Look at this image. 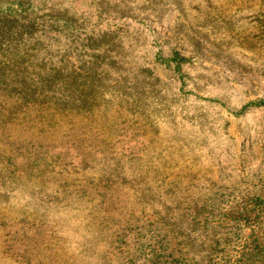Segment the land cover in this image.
<instances>
[{
    "label": "rangeland",
    "instance_id": "rangeland-1",
    "mask_svg": "<svg viewBox=\"0 0 264 264\" xmlns=\"http://www.w3.org/2000/svg\"><path fill=\"white\" fill-rule=\"evenodd\" d=\"M48 1L0 97V264H264V0Z\"/></svg>",
    "mask_w": 264,
    "mask_h": 264
},
{
    "label": "trees",
    "instance_id": "trees-1",
    "mask_svg": "<svg viewBox=\"0 0 264 264\" xmlns=\"http://www.w3.org/2000/svg\"><path fill=\"white\" fill-rule=\"evenodd\" d=\"M36 1L0 0V97L15 96L21 100L6 108L10 115L21 111V104H28L30 99L19 90L20 86L6 82V73L19 76L20 68L27 62L26 55L40 48L43 39L39 33L56 30L59 23L68 22L67 11L62 7L49 1L39 7L41 4Z\"/></svg>",
    "mask_w": 264,
    "mask_h": 264
}]
</instances>
